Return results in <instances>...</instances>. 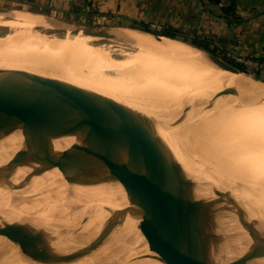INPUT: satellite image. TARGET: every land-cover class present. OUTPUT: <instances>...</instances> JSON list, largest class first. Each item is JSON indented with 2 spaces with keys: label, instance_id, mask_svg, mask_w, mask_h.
I'll list each match as a JSON object with an SVG mask.
<instances>
[{
  "label": "rangeland",
  "instance_id": "rangeland-1",
  "mask_svg": "<svg viewBox=\"0 0 264 264\" xmlns=\"http://www.w3.org/2000/svg\"><path fill=\"white\" fill-rule=\"evenodd\" d=\"M212 11L220 16V9L217 6H213L211 12ZM216 13H214V15L217 17ZM2 17L10 19L8 13ZM64 17L72 20V23L61 22V28H48L43 25L44 23H40L36 26L32 25L29 28L25 25L19 27L10 25L8 21H0V38L15 37V35H13L14 31L16 32L15 34H18L16 39L13 37L12 41L11 39L8 40L9 43L11 41V44L6 42L5 44L3 43L4 46L1 45L0 68L41 76L73 85L88 93L101 110H104V113L106 112V114H109V117H112H110V119L113 120V123L114 121L117 122V124L115 122V125L124 140L128 152L132 156L134 165L144 167L149 171L153 186L156 190L158 210L162 222L168 224L172 228L175 227L176 223L180 222V226H183V230H174L173 234L175 235H188L189 233L198 235H188L185 237L188 238L185 239L186 243L188 242L191 251L193 253L195 252L194 255H196V251L190 244L191 237L194 244H208L211 240L221 238L220 236H214L212 231L217 229L223 220L233 218L230 216L213 217L209 215L208 207L204 203H228L244 207L242 203L235 199L237 195H240L247 196L259 202L264 207V157L262 158L264 152V135L262 138L261 135L257 133L259 132L258 130H260L262 131L260 133L264 134V91H258L253 87V85H258L264 88V83L243 73V76L246 77L245 79L250 81V85H247L242 82L237 75L226 71L224 67L217 63L211 56L199 53L198 51L192 50L193 52H191L187 49L184 50L185 53L183 51L175 53L177 55L171 51H167V53L170 54V56H168L169 54L165 53L166 51L163 49L160 51L158 47H153L155 45L164 44L166 46L167 43L169 44V48H175V45H179L177 47H180L182 44L193 47L180 39H196L207 43L208 47L211 49L215 48L218 56L226 59L224 56L225 53L229 51V47L223 43V39L210 36L205 25L201 26L199 24V28L196 30L191 26L190 22H175V20L168 15H140L132 19L124 16H112L93 20L90 15L72 13V16L64 15ZM80 22L99 27L124 28L88 29L80 26V24H76ZM131 25L133 27L129 29ZM141 27H148L154 31H173L179 39H169L162 36L156 37V35L140 30L139 28ZM142 33L144 37L146 36L145 34H147V38L149 39L151 37V39L146 42L147 38L145 39ZM136 38H138L137 40L141 39V41L142 39L143 41L145 40L144 42L147 44V47H145L144 44H141L140 47V43L138 44V41L135 40ZM155 38H157V40ZM44 40L48 43V46L49 44L52 46L54 44L57 45L59 42L74 45L80 50V53H82L84 57L77 52L72 54L67 50L64 51L62 48H55V45L53 47L43 46L42 43ZM226 41L228 40H225V42ZM13 42L15 43L14 45L12 44ZM1 43L0 41V44ZM174 43L175 45L171 46ZM143 47L146 49L144 50ZM151 47L158 50H153ZM197 52L199 54L196 55ZM179 54L181 56L187 55V57L183 56V58H179ZM46 56L48 58H46ZM177 56H179L178 58L181 61L175 58ZM195 57H201L200 59L202 61H209V65H211L210 63L212 62V65L209 67L211 68L213 66V71L210 70V68L205 69L203 66L204 70L200 66L203 70L200 69L201 72H199L200 67L198 69L196 68L197 63H195V68L198 71H194V68L192 69L188 66L191 65L192 67L191 63L193 62L189 63L190 61H187V63H184L189 58L192 59L191 61L195 62V60H193ZM41 58L45 59L43 60ZM182 59H185L184 62ZM214 66L218 69L215 70ZM216 73L218 75H216ZM210 75H212V78ZM217 77H219V79H216ZM203 78L205 79L203 80ZM105 107L109 108L107 109ZM187 109H190V111ZM117 111L123 113L118 114ZM186 111H188V116H186L187 114L182 116ZM211 111L214 114V118L217 112L223 113L229 111L230 116L232 113L234 114L231 116H234V119L231 118L233 120H230V123L226 121L224 129L218 128L217 131H213L214 128L216 129V125L215 127H213L214 125L211 127L210 124L206 123L213 118L211 113H209ZM113 113L115 115H113ZM190 113H192V115H190ZM121 116H123L124 122H122ZM117 118H119L120 121ZM243 120L247 125L243 124ZM252 122L253 124L249 126ZM241 123L246 126H244L246 129L242 130L243 125L242 128L239 125ZM49 124L50 123L40 125L38 128L46 127ZM208 125L209 127H207ZM249 127H251L250 130ZM236 128L238 129L236 130ZM28 130L29 129L3 130V132L5 131L4 134L9 136V142L6 141L7 136L4 135L3 138H6V143L3 142L5 144H1L0 146V163L2 164L0 166V176H3L5 179L2 177H0V179H3L4 182H7L9 178L10 180L15 179L16 183H13L12 180L10 182L13 184L7 182L9 183L8 185L0 182V191L3 192V188V194L9 200L12 197V200H10L11 203H3L2 206L4 208L0 206V239L1 237L14 239L26 238L29 241V246L21 249L8 250L2 241H0V264H135L136 260L134 259L135 257L133 258V254L130 255L122 241H118L114 238L115 234H113L111 230V232L107 233L106 228L100 225V227L97 228V232L100 233L96 234L93 228L95 223L92 215L93 212L88 207L79 204L71 193H69L70 195L66 193L64 186H67V183L69 186H72L78 182L81 176L76 166L73 152L67 151L58 158L52 160L44 168L40 169L29 167L25 163V159L21 153L13 155V151L20 147L24 148L34 161H38L47 154L43 152L38 140L39 137L48 142L49 140L41 135L38 136V138L37 136L35 137V135H29ZM17 131L19 133H25L27 139L15 145V143L13 144L10 142L15 138L12 133ZM220 131L224 133L223 135L226 134V139L222 136L216 139V137L213 136L214 133L217 136L221 134ZM206 132L209 134H205ZM212 133L213 135L211 138ZM177 135L179 138H177ZM205 135L208 136V139ZM228 137L231 139V147L234 146V143H238L240 147H238L237 144V148H243L251 154V151H253V154L261 155L260 159H257L254 155L249 157V153L246 154L250 161L253 162V164H250L257 167L254 168L252 166V168H254V173L250 172L252 169L250 170L251 167L247 162L249 161L247 158L240 159L239 163L241 164L238 166L240 169L236 167L239 174L241 170L245 173L249 170L250 173L248 172L247 176L248 174L249 176L253 174V176L256 177H254V180L253 177H251L252 181L259 178V181L257 180L258 183L253 182L257 184L256 186L247 176L249 181H251H248L249 186L242 183L243 181L245 182L247 178H244L245 180L242 178V181L240 178L242 184L237 183L239 182V178L236 179L237 184H233L238 174L235 173L236 168L230 173L224 168V170H222L221 167L223 166L224 160L220 158H222V150H225V147H227L226 143H228ZM175 138H177V140ZM220 138H222V140H219L220 144L218 143V145L216 142ZM224 140H226V143H223ZM232 141L234 142L232 143ZM221 143L225 145V147L223 145L224 148ZM212 144H214V146L218 145L217 148H213L219 152L221 150V155L213 152L215 150L209 147ZM202 145L204 146L202 147ZM205 145L207 147H205ZM2 146L7 148H2ZM234 147H236V145ZM212 152L214 153L212 156L215 157L219 155L220 158L218 156H216V158H211L212 156L209 155H211ZM225 154L227 155V153ZM203 156L213 159L211 161L209 158V162H212V167L209 165L211 163H206L208 162V158L203 162V160H205ZM61 158H64L62 165V162L59 161ZM218 158L223 162H221L222 164L216 163L218 162ZM214 159L217 161H214ZM201 160L203 165L200 163ZM214 162L217 164H215L216 167L219 165L221 172H224L221 173L223 176H220V178L218 175L215 176V171L219 167L214 170ZM246 164L250 167L247 171L244 170L247 168ZM16 166L22 168L19 169ZM218 170L217 172L219 173L220 171ZM5 171L6 173H4ZM27 171L35 172L40 178L42 176V179H40L41 183L37 184L35 189L26 188L23 183L21 177H23V173ZM46 175L48 179H52L49 180L50 182L46 179ZM241 177L243 176L241 175ZM7 178L8 180H6ZM230 180L232 182H230ZM250 183L253 185L250 186ZM10 184L11 186L16 184V188L18 189L16 190L19 192L15 196L16 199L9 194L10 190L14 191L9 186ZM61 187L63 188L62 190H60ZM36 189L40 192L35 191ZM12 191L11 193H13ZM64 201H67L72 206L67 212L65 208L61 207ZM192 203L200 204L194 206ZM80 206H82V209ZM235 209L236 208L233 206L228 208L229 212ZM244 209L241 210L242 212L240 211V213L245 212L246 209ZM168 210L171 212L170 214L167 212ZM186 210L192 213L190 217L183 215V212ZM167 213L170 216H168ZM165 214L167 218H165ZM237 215H239V212L235 214V216ZM244 217L246 218L245 224L261 237L258 234L260 227H255L254 217L248 215ZM37 221H39L40 224ZM208 222L210 224H208ZM187 224H189V227H193L194 230L193 228L189 229ZM205 224L208 225L206 226ZM27 226L28 229H26ZM36 226L38 228H36ZM184 226L187 227L185 228ZM240 228L242 229L243 226L237 228L236 231H239ZM205 237H208L207 240L204 239ZM262 239L264 240V238ZM204 240H206L207 243ZM235 250H238L235 245H225L221 250L210 256L220 255L222 257L221 260L218 258L209 260L197 255L196 257L203 264H248L242 257V251L231 252ZM238 258L240 260H238Z\"/></svg>",
  "mask_w": 264,
  "mask_h": 264
},
{
  "label": "water",
  "instance_id": "water-1",
  "mask_svg": "<svg viewBox=\"0 0 264 264\" xmlns=\"http://www.w3.org/2000/svg\"><path fill=\"white\" fill-rule=\"evenodd\" d=\"M208 55L226 71L240 73L221 57ZM52 122L67 126L68 147L52 149L38 161L21 147L13 155L21 153L29 167L40 169L70 150L92 193L87 204L101 214L141 264H203L186 243L187 235L173 234L174 228L162 222L149 171L134 165L116 125L88 93L73 85L0 68V131ZM183 215L192 213L186 210ZM244 216L243 212L223 223L213 235L219 237L244 226ZM0 241L8 250L29 246L26 238L1 237Z\"/></svg>",
  "mask_w": 264,
  "mask_h": 264
},
{
  "label": "bare ground",
  "instance_id": "bare-ground-1",
  "mask_svg": "<svg viewBox=\"0 0 264 264\" xmlns=\"http://www.w3.org/2000/svg\"><path fill=\"white\" fill-rule=\"evenodd\" d=\"M6 14H7V12H6ZM8 14L10 15V19H7V18H4V17H2V16H5V13H0V21H8L9 22V24L10 25H16V26H26V27H31L32 25H38V24H43V25H45L46 27H48V28H61L62 27V23H59V22H55V21H49V20H46V19H41V18H37L34 14L33 15H31V14H28V12H24V11H12V12H8ZM64 27H67V26H64ZM78 28V27H77ZM132 29V28H131ZM127 31V30H126ZM133 32V31H132ZM135 32V31H134ZM16 32L14 31V33H13V35H15V37L14 36H10V37H3V38H0V41L2 42L1 44H0V48L2 47V46H4V44L6 43V42H8L9 43V39H11V41L13 40L12 38L14 37L15 39L17 38V36H18V34H15ZM127 34H128V31H127ZM139 34H141V33H139ZM138 34V35H139ZM136 35V34H135ZM142 35H143V37H144V34L142 33ZM146 36L144 37L145 39L147 38V34H145ZM149 35V34H148ZM136 37V36H135ZM139 37H140V35H139ZM150 37V36H149ZM142 38V37H141ZM138 38H136L135 40H137ZM140 39V38H139ZM149 39H151V37L149 38ZM149 39L147 38L146 39V42L147 41H149ZM156 40H157V38H155ZM165 40V39H164ZM3 41H5V42H3ZM11 41H10V43L9 44H11ZM16 41V40H15ZM14 41V42H15ZM138 41V44L140 45V47H141V44H144L145 45V47H147L146 45L147 44H145V40L143 41V39H142V41H141V39L140 40H137ZM141 41V42H140ZM159 41V40H158ZM167 41V40H166ZM12 43L13 45L15 44V43ZM4 43V44H3ZM7 43V44H8ZM46 44V45H44V44ZM42 43V45L43 46H47V47H49V46H52V45H50L49 44V46H48V43H46V41L44 40V42ZM160 43V42H159ZM8 44V45H9ZM57 44V43H56ZM171 44V43H170ZM181 44V43H180ZM2 45V46H1ZM7 45V46H8ZM17 45V44H16ZM55 45V44H54ZM53 45V46H54ZM143 45V46H144ZM168 45V46H167ZM167 45L165 46V44L164 45H155V46H153V47H158L159 48V50L161 51V49H163L164 51H166L165 53H167V51L169 52V51H171L172 53H177V52H181V51H183L184 52V50H190L191 52H193L192 50H194V51H198L199 53H204V54H206V55H208L207 53H205L204 51H201V50H199V49H195V48H193V47H190V46H188V45H181L180 47H177V46H179V45H175V43L174 44H172L171 46H174L175 45V48L173 47V48H169V44L167 43ZM6 46V45H5ZM9 46H11V45H9ZM52 46V47H53ZM55 48H62V49H64V51L65 50H67L69 53H72V54H75L76 52L77 53H80V50H78V48L76 47V46H74V45H70V44H67V43H64V42H59L57 45H55L54 46ZM153 47H151V49H153ZM183 47V48H182ZM144 48V47H143ZM142 48V49H143ZM148 48H150V47H148ZM147 48V49H148ZM156 48H154L153 50H158V49H156ZM61 49V50H62ZM141 49V48H140ZM146 48H144V50H145ZM56 50V49H55ZM86 50V49H85ZM87 51H90V50H87ZM189 51V52H190ZM157 52H159V51H157ZM163 52V51H162ZM187 52V51H186ZM196 53V55L197 54H199V53ZM164 53V52H163ZM162 53V54H163ZM165 53H164V55H165ZM171 53V54H172ZM185 53V52H184ZM66 54V53H65ZM68 54V53H67ZM82 56H83V54L82 53H80ZM167 54H169V53H167ZM188 54V53H187ZM89 55V54H88ZM173 55V54H172ZM175 55H177V54H175ZM175 55H173V56H175ZM180 55V54H179ZM183 55V54H182ZM66 56V55H65ZM166 56V55H165ZM168 56H170V54L168 55ZM184 57L186 56L187 57V55H183ZM183 56H181L180 55V57L179 56H177V57H175V58H177V60L179 59V58H183ZM188 56H190V55H188ZM210 56V55H209ZM43 57V56H42ZM84 57V56H83ZM126 57V56H125ZM179 57V58H178ZM191 57V56H190ZM202 57V56H201ZM200 57V58H201ZM46 58H48L47 56H46ZM74 58V57H73ZM199 57H195V59H193V60H195V62L194 61H191L192 59L191 58H189L188 60H186L185 62H184V60L185 59H182L183 60V62L184 63H187V61H190L189 63H191V62H193V63H191L192 64V67H191V65H188L190 68H194V71H198L197 69L201 66L202 68H203V66L205 67V69L207 68H210L209 66H211L212 65V62L210 63L211 65H209V61H202L201 59H200ZM206 58V57H205ZM41 59H45V58H41ZM204 59V58H203ZM124 60V59H123ZM179 61H181L180 59H179ZM206 62H208V63H206ZM1 63V62H0ZM4 63V62H3ZM195 63H197L196 64V68H195ZM199 63V64H198ZM1 65V64H0ZM199 65V66H198ZM194 66V67H193ZM201 67L199 68V70L201 69ZM213 67V66H212ZM212 67L210 68V70H212ZM188 68V67H187ZM214 68H215V66H214ZM196 69V70H195ZM204 69V68H203ZM203 69H201V70H203ZM204 69V70H205ZM218 68H215V70H217ZM201 70L199 71V72H201ZM213 71V70H212ZM211 71V72H212ZM207 72V71H206ZM210 72V71H209ZM216 72V71H215ZM230 72V71H229ZM18 73H21V72H18ZM217 73H218V71H217ZM216 73V75H218ZM220 73V72H219ZM231 73H234V72H231ZM25 74V73H24ZM211 74V73H210ZM212 75H213V72H212ZM212 75H210L211 76V78H212ZM220 75V74H219ZM234 75H237V77L242 81V82H244V83H246L247 85H250V81L248 80V79H245L246 77L245 76H243V73H234ZM214 76H215V74H214ZM216 77V76H215ZM214 77V78H215ZM252 77V76H251ZM201 78V77H200ZM253 78V77H252ZM205 78H203V80H204ZM216 79H219V77H217ZM257 81V80H256ZM258 82V81H257ZM259 83V82H258ZM259 84H261V83H259ZM253 87L254 88H256L258 91H264V88L263 87H261V86H258V85H253ZM105 106V105H104ZM103 106V107H104ZM102 107V108H103ZM105 108H107V107H105ZM109 108V107H108ZM107 108V109H108ZM115 108V107H114ZM186 108V107H185ZM188 108H189V106H188ZM194 108V107H193ZM101 109V108H100ZM104 109V108H103ZM117 109V108H116ZM110 110V109H109ZM115 110V109H114ZM184 110H186V109H184ZM188 110V109H187ZM193 109L191 108V111H192ZM197 110V109H196ZM206 110V109H205ZM119 111V110H118ZM117 111V112H118ZM188 111H190V109L188 110ZM188 111H186V113L184 114V115H182V116H185L187 113H188ZM103 112H104V110H103ZM108 112V111H107ZM110 112V111H109ZM114 112V111H113ZM193 112V111H192ZM119 113H123V112H118V114ZM209 113H211V115H212V120H209V121H207L206 123H208V124H210V126L212 127V125H214L213 127H215V125H216V129L214 128V130L213 131H217V129L219 128V129H224L225 127H224V125H226L225 124V122L226 121H228L227 123H230V120H233L234 118V116L233 117H231L232 116V114H231V116L229 115V111L228 112H223V113H220V112H217V114H216V116H215V118H214V114L212 113V111L211 112H209ZM118 114H116L117 116H120V115H118ZM199 114V113H198ZM105 115L110 119V117H109V114H106V112H105ZM111 115V114H110ZM113 115H115L114 113H113ZM123 115V114H122ZM125 115V114H124ZM129 115V114H128ZM190 115H192V113H190ZM189 115V116H190ZM194 115V114H193ZM234 115V114H233ZM246 115H248V114H246ZM116 116V117H117ZM186 116H188V114L186 115ZM196 116V115H195ZM194 116V117H195ZM124 117H127V116H124ZM250 117V116H249ZM112 118V117H111ZM120 118V117H119ZM119 118H117L118 120H119ZM188 118V117H187ZM187 118H183V119H186V120H189V119H187ZM231 118H233V119H231ZM121 119H122V122H124L123 121V116H121ZM126 119V118H125ZM203 119V118H202ZM252 119V118H251ZM112 122H113V120L112 119H110ZM185 120V121H186ZM192 120V119H191ZM237 120V119H236ZM120 121V120H119ZM182 121V120H181ZM180 121V122H181ZM235 121V120H234ZM244 121V120H243ZM247 121V120H246ZM249 121H250V118H249ZM115 122L116 121H114V124H115ZM198 122V121H197ZM240 122H242V121H240ZM235 123V122H234ZM249 123V122H248ZM256 123V122H255ZM116 124H117V122H116ZM119 124V123H118ZM195 124H196V121H195ZM243 124H245V121H244V123ZM242 123L241 124H239L240 126H241V128H242V125H243ZM253 124V122L249 125V126H251ZM187 125H188V123H187ZM197 125V124H196ZM245 125H247V123L245 124ZM245 125H243V128H242V130H244V129H246V128H244V126ZM168 126V125H167ZM175 126V125H174ZM193 127V126H192ZM191 127V128H192ZM199 127V126H198ZM207 127H209V125L207 126ZM246 127V126H245ZM254 127H256V126H254ZM184 128V127H183ZM240 128V127H239ZM240 128V129H241ZM253 128V127H252ZM169 129V128H168ZM178 129V128H177ZM176 129V130H177ZM189 129H190V127H189ZM213 129V128H212ZM238 128H236V130H237ZM251 129V127H249V130ZM208 130V129H207ZM211 131V130H210ZM222 131V130H221ZM221 131H220V133H221ZM238 131H241V130H238ZM259 132H257L258 134H260L261 135V137L263 138V135L264 134H262V133H260V132H262V131H260V130H258ZM67 132H68V128H67V126L64 124V123H61V122H52V123H50L49 125H47L46 127H42V128H38V126L37 127H34V128H30L29 130H28V134L29 135H35V137L37 136V138H38V136H42V137H44V138H46V139H48L49 140V142L48 141H46V140H44V139H42V138H40L39 137V140H38V143H39V145L41 146V148L43 149V152L45 153H48V151H50V150H52V149H54V150H61V149H64V148H66V147H68L70 144H69V142L67 141V139L64 137V135L65 134H67ZM124 132V131H123ZM126 132V131H125ZM175 132V131H174ZM212 132V131H211ZM223 132V131H222ZM5 133V131L3 132V130L2 131H0V146H1V144H5L6 143V141L7 142H9L8 140V137L9 136H7L6 134H4ZM18 133V134H17ZM183 133H185V132H183ZM214 133V132H213ZM213 133L211 134V138H212V135H213ZM217 133V132H216ZM219 133V132H218ZM255 133H256V131H255ZM12 134H14V136H15V138L13 139V141L11 140V142L10 143H15V145H18V144H20L21 142H23V141H25L26 139H27V137H26V134L24 133H19L18 131L17 132H13ZM205 134H209L208 132H206ZM222 134V135H221ZM221 134H218V136L217 135H215V133H214V135L213 136H215L216 137V139L217 138H219V137H225V135H223L224 133H221ZM4 135H6L7 136V140L5 141V139L3 138V136ZM207 135H205L206 137H207V139H208V136ZM174 136V135H173ZM178 136V135H177ZM184 137V136H183ZM186 137H189V136H186ZM260 137V138H261ZM12 138V137H11ZM131 138V137H130ZM177 138H179V136L177 137ZM177 138H175L176 140H177ZM210 138V139H211ZM229 138V137H228ZM69 139H71V138H69ZM173 139V138H172ZM171 139V140H172ZM214 139V138H213ZM224 139V138H223ZM225 139H226V137H225ZM230 139V138H229ZM229 139H227V142L228 143H226V140H224V142L223 143H226L227 144V147H225V145L224 144H222L221 143V145H222V147H223V145H224V147H225V150H226V152H225V150H222L223 151V153H222V155L224 156H222L221 155V150H220V152L219 151H216L214 148H217L218 147V145L220 144V142H219V140L221 141L222 140V138H220V139H218L217 140V144L218 145H216V146H214V144H216V143H214V144H212L211 146H209L211 149H213V150H215V151H213V152H215L216 154H220L221 155V157L222 158H220V156L219 155H216V156H218L221 160L223 159L224 161V163L222 162V161H220L219 160V158L217 159L218 160V162H216L217 164H222L221 166V168H222V170H228L227 172L228 173H230L231 171H233L236 167H238L241 163H239L240 162V159L241 158H247V160H249V161H247L248 163H249V165H250V167H248V164H246V166H247V168H246V166H245V168L246 169H244V170H248V168H250V170L252 169V171H250L251 173L253 172V170H254V168H257V167H254L255 165H251L250 163H252L253 164V162L252 161H250V159L248 158V156L246 155L247 153H249L248 151H246V150H244L243 148H237V144H235L234 143V146L236 145V147H231V139L229 140ZM176 140H174V141H176ZM212 140V139H211ZM264 140V139H263ZM188 141H190V140H188ZM213 141H215V140H213ZM213 141H212V143H213ZM260 141H262V140H260ZM3 142H5V143H3ZM234 141H232V143H233ZM9 143V144H10ZM210 143V142H209ZM208 143V144H209ZM230 143V144H229ZM229 144V145H228ZM14 145V146H15ZM176 145V144H175ZM220 145V146H221ZM262 145V144H261ZM6 146V145H5ZM5 146H2V148H4ZM10 146H12V145H10ZM9 146V147H10ZM204 145H202V147H203ZM19 147V146H18ZM205 147H207L206 145H205ZM214 147V148H213ZM221 147V148H222ZM223 147V148H224ZM231 147V148H230ZM238 147H240V145L238 144ZM5 148H7V147H5ZM15 148V147H14ZM14 150V149H13ZM15 151V150H14ZM42 151V150H41ZM69 152H71L70 150H68ZM206 151H207V149H206ZM67 152V151H66ZM65 152V153H66ZM212 152V154L211 155H209V156H212L214 153ZM219 152V153H218ZM227 153V155L225 154V153ZM252 152V154L251 153H249V157H251L252 155H254V156H256L257 157V159H260V157H261V155H255V154H253V151H251ZM207 153V152H206ZM230 153V154H229ZM194 154V153H193ZM197 156V155H196ZM199 156V155H198ZM204 156H205V154H204ZM203 156V157H204ZM208 156V155H207ZM206 156V158H208ZM216 156L214 157V156H212L211 158H216ZM66 157V156H65ZM264 157V152H263V155H262V158ZM1 158V157H0ZM3 158V157H2ZM206 158L204 157L203 159H205V160H203V162L204 161H206ZM210 158V157H209ZM207 159L208 160V162H206V163H211V164H209L210 165V167H212L211 165H212V162H209V160L211 159ZM4 159V158H3ZM2 160V159H1ZM5 160V159H4ZM64 160V158H61L59 161H61L62 163H61V165L63 164V161ZM202 160H201V165H203V162H202ZM213 159H211V161H212ZM216 159H214V161H217ZM1 162V161H0ZM3 162H5V161H3ZM222 162V163H221ZM19 163V162H18ZM199 163V162H198ZM197 163V164H198ZM215 162H214V165L216 164ZM59 164V163H58ZM208 164H207V166H208ZM216 164V165H217ZM2 164L0 163V166H1ZM18 165H20V164H18ZM216 165H215V167H216ZM252 166L254 167V168H252ZM16 167H18V166H16ZM214 167V170L215 169H217L218 167H219V165H218V167H216L215 168ZM19 169H21L22 167H18ZM224 168V169H223ZM239 168V167H238ZM219 169V170H218ZM217 170L218 171H220L219 173L217 172V170L215 171L216 173H215V176L216 175H218V177L220 178V176L222 177L223 175L221 174V173H224L223 171L221 172V170H220V167L218 168ZM240 169V168H239ZM2 170V169H1ZM5 170V169H4ZM62 170V169H61ZM257 170V169H256ZM255 170V171H256ZM18 171H20V170H18ZM263 171V170H262ZM20 172H22V171H20ZM248 172H249V170H248ZM248 172H242V170H241V173H244V174H246V175H244V174H241L243 177H241V175L238 173V170H237V168H236V174H237V176L235 177V182H234V180H233V184H237V183H241V181H242V178L244 179H246L247 177H249L250 179H251V177H253V180L256 178L255 176H253V174H252V176H249V174H248V176H247V173ZM249 172V173H250ZM1 173V172H0ZM4 173H6V171L4 172ZM254 173V172H253ZM235 174V175H236ZM2 175H3V173H2ZM50 175V174H49ZM251 175V174H250ZM51 176V175H50ZM240 176V177H239ZM247 176V177H246ZM0 177H2L3 179H5L3 176H0ZM46 179H48V176L46 175ZM217 177V178H218ZM255 177V178H254ZM22 178V180H23V183H24V185H25V187L26 188H33V189H35V186L37 185V184H39V183H41L40 181V179H42V176H41V178H40V176L39 175H36V173L35 172H32V171H27V172H24L23 173V177H21ZM239 178V179H238ZM240 178H241V181H240ZM3 179H0V182L1 183H5V184H9V183H7V182H10L11 180H10V178H9V180H8V178L6 179V180H8L7 182H4L3 181ZM236 179H238V181L239 182H237V180ZM244 179V180H245ZM5 180V181H6ZM49 180H52V179H48V181ZM246 180H247V182H246ZM245 180V182L243 181L242 183H244V185L246 184L247 186H249V183H248V181H249V179L247 178ZM259 181V178L258 179H256L255 181H252V179H251V181H252V183L253 182H257L258 183V181ZM13 181V183L15 182L16 183V181H15V179L14 180H12ZM251 181H249V182H251ZM50 182V181H49ZM230 182H232L231 180H230ZM237 182V183H236ZM10 183H12V182H10ZM12 183V184H13ZM241 183V184H242ZM250 183V186L251 185H253V184H255V183ZM231 184V183H230ZM241 184H239V185H241ZM243 185V186H244ZM257 184H255V186H256ZM259 185V184H258ZM260 185H262V184H260ZM14 191H12V190H10V192H9V194H10V196H13V197H15L16 195H17V193H19L17 190V188H16V184H14V186L12 185L11 186V184L9 185ZM242 186V185H241ZM64 188H65V190H66V193H71V195H73L74 196V199L79 203V204H81L82 206H84V207H88L92 212H93V219H94V221H95V223H94V229H95V232H96V234L98 233H100V232H97V228L98 227H100V225L101 226H103L104 228H106V232L108 233V232H111L112 231V229L106 224V222H105V220H104V218L101 216V214L99 213V212H97V211H93L90 207H89V205L87 204V201L86 200H90V199H92L93 197H91V192H89L90 190H89V188H88V185H87V182L85 181V179L82 177V175L80 176V179L78 180V182H76L75 184H73L72 186H69V184L67 183V186L65 185L64 186ZM1 189V188H0ZM17 189V190H16ZM63 188L61 187L60 188V190H62ZM2 190H3V192H4V189L2 188ZM6 190V189H5ZM11 191L13 192V193H11ZM35 191H39V190H35ZM167 191V190H166ZM3 192L2 191H0V206H2V204L3 203H5V204H9V203H11L10 202V200H12V197H11V199L9 200V199H7L6 197H5V195L3 194ZM7 192V191H6ZM40 192V191H39ZM220 192H222V193H224L223 191H220ZM226 193V192H225ZM44 194V193H43ZM70 195V194H69ZM170 195V194H169ZM44 196V195H43ZM72 196V197H73ZM7 197H8V195H7ZM162 197V196H161ZM166 197V196H165ZM15 199H16V197H15ZM235 199H236V201H238V202H240V203H242L243 205H244V207H245V209H244V207L243 206H241V205H232V204H228V203H214V202H207V203H204V204H206L207 205V207H208V211H209V215H212L213 217H224V216H230V217H236L235 216V214H237L238 212H239V214H240V211L241 210H245V215H248V216H252V217H254V222H255V227H260V230L258 231V234L262 237V238H264V207L259 203V202H257V201H255V200H253V199H251V198H249V197H247V196H240V195H237L236 197H235ZM163 201H165L164 199H162ZM8 202V203H7ZM13 202V201H12ZM21 203V202H20ZM22 204V203H21ZM20 204V205H21ZM165 204V203H164ZM197 204H200V203H192V205H197ZM257 204H260V205H258V206H256ZM162 205V204H161ZM255 205V206H254ZM82 206H80V208L82 207ZM235 207L236 209L235 210H233V211H231V212H229V210H228V208L229 207ZM13 207V206H12ZM27 207H29V206H27ZM61 207H63V208H65L66 209V212L72 207L71 205H70V203H68L67 201L65 202H63L62 204H61ZM60 207V208H61ZM79 207V206H78ZM258 207H260V208H258ZM2 208H4L3 206H2ZM14 208H15V204H14ZM23 208V207H22ZM26 208V207H25ZM37 208V207H36ZM74 208V207H73ZM6 209V208H5ZM21 209V208H20ZM48 209V208H47ZM65 209H63V210H65ZM82 209V208H81ZM4 210V209H3ZM61 210V209H60ZM60 210H59V213H60ZM199 210H201V209H199ZM21 211V210H20ZM71 211V210H70ZM76 211V210H75ZM81 211V210H80ZM220 211H222V212H220ZM1 212V211H0ZM73 212V211H72ZM91 212V213H92ZM167 212H169V214L171 213L169 210L167 211ZM242 212V211H241ZM65 213V212H64ZM173 213V212H172ZM1 214V213H0ZM17 214V213H16ZM62 214V213H61ZM168 213H167V215L168 216H170ZM167 215L165 214V218H167ZM25 216V215H24ZM45 216V215H44ZM173 216V215H172ZM175 216H176V214H175ZM19 217V216H18ZM169 218V217H168ZM209 218H210V216H209ZM172 219H173V217H172ZM208 219V218H207ZM207 219H206V221H207ZM231 219H233V218H230L229 220H223L222 222H221V224L218 226V228H220L221 227V225L223 224V223H225V222H228V221H230ZM248 219V218H247ZM23 220H24V218H23ZM179 220H181V219H179ZM187 220V219H186ZM172 221V220H171ZM182 221V220H181ZM191 221V220H190ZM189 221V222H190ZM202 221V220H201ZM209 221V220H208ZM212 221V220H211ZM216 221V220H215ZM38 223H39V221H37ZM179 222V221H178ZM184 222V221H183ZM174 223V222H173ZM180 223V222H179ZM179 223H176L175 224V227H174V230H183L182 229V227L180 226L181 225V223L179 224ZM188 223V222H187ZM191 223V222H190ZM40 224V223H39ZM208 224H210L209 222H208ZM207 224V225H208ZM35 225V224H34ZM188 225V227H189V224H187ZM206 225V224H205ZM205 225H203V226H205ZM206 225V226H207ZM31 226V225H30ZM96 226V227H95ZM177 226H180V227H177ZM213 226V225H212ZM35 227V226H34ZM41 227V226H40ZM177 227V228H176ZM185 228L187 227V226H184ZM201 227V226H200ZM23 228V227H22ZM25 228V227H24ZM30 228V227H29ZM36 228H38L37 226H36ZM35 228V229H36ZM184 228V229H185ZM193 227H189V229H192ZM211 228V227H210ZM213 228V227H212ZM237 228H239V227H235L234 228V230L232 231V232H229V233H226V234H223V235H221L220 237L221 238H218V239H215V240H211V241H209V243L208 244H204V243H196V244H194V242L191 240V238H190V244L193 246V248L195 249V251H196V255L197 256H200V257H202V258H205V259H213V258H218V259H222V257L219 255H216V256H213V257H210L211 255H213V254H215L217 251H219V250H221V248L222 247H224L225 245H235L236 247H237V249L238 250H235V251H231V252H239V251H242V253H243V255H242V257H243V259H245V261L248 263V264H264V240L261 238V237H259L252 229H250L246 224H244V226H243V228L241 229L240 228V230L239 231H236V229ZM26 229H28V226H27V228ZM31 230V229H30ZM29 230V231H30ZM32 230H33V226H32ZM111 230V231H110ZM193 230H194V228H193ZM192 230V231H193ZM208 230V229H207ZM181 231H180V233H181ZM187 231V230H186ZM236 231V232H235ZM65 232V231H64ZM113 232V231H112ZM208 232V231H207ZM211 232V231H210ZM113 234H115L114 232H113ZM183 234V233H182ZM227 234H229V235H227ZM101 235V234H100ZM181 235V234H180ZM189 235V234H188ZM187 235V236H188ZM207 235V234H206ZM226 235V236H225ZM105 236V235H104ZM103 236V237H104ZM190 236V235H189ZM193 236V235H192ZM223 236V237H222ZM114 238L116 239V240H118V241H122L120 238H119V236L118 235H114ZM195 238V237H194ZM201 238H202V236H201ZM200 238V239H201ZM207 238L208 237H205L204 239H206L207 240ZM81 239V238H80ZM185 239H188V238H185ZM203 239V238H202ZM206 240H204V241H206ZM70 241V240H69ZM68 241V242H69ZM73 241V240H72ZM199 241H201V240H199ZM203 241V240H202ZM198 242V241H197ZM206 243H207V241H206ZM187 244H188V242H187ZM37 245V244H36ZM56 245V244H55ZM67 246V245H66ZM88 246V245H87ZM207 247H208V249H207ZM60 248V247H59ZM81 248V247H80ZM85 248V247H84ZM83 249V248H82ZM67 250V249H66ZM91 251V250H90ZM128 252L130 253V255H132V252L130 251V250H128ZM225 252V251H224ZM195 253V252H194ZM133 256V258H134V255H132ZM92 259V258H91ZM136 261H135V264H141V262H139L136 258H134ZM94 260V259H93ZM238 260H240L239 258H238ZM232 262V261H231ZM234 262V261H233ZM238 262V261H237ZM96 263V262H95ZM230 263V262H229ZM235 263V262H234ZM220 264V263H219ZM223 264V263H222ZM227 264V263H226Z\"/></svg>",
  "mask_w": 264,
  "mask_h": 264
},
{
  "label": "crops",
  "instance_id": "crops-1",
  "mask_svg": "<svg viewBox=\"0 0 264 264\" xmlns=\"http://www.w3.org/2000/svg\"><path fill=\"white\" fill-rule=\"evenodd\" d=\"M230 3L231 13L218 16L211 12L216 4L210 0H0V13L24 11L59 23H72L64 17L72 13L87 14L93 20L112 16L132 19L140 15H168L175 22H190L196 30L199 24L205 25L210 36L223 39L229 50L264 59V0H230ZM76 24L88 29L124 28Z\"/></svg>",
  "mask_w": 264,
  "mask_h": 264
},
{
  "label": "built area",
  "instance_id": "built-area-1",
  "mask_svg": "<svg viewBox=\"0 0 264 264\" xmlns=\"http://www.w3.org/2000/svg\"><path fill=\"white\" fill-rule=\"evenodd\" d=\"M230 4V0H219L216 6L225 9ZM226 60L238 64L242 67V73L255 77L264 83V59H258L245 53L229 50L225 53Z\"/></svg>",
  "mask_w": 264,
  "mask_h": 264
},
{
  "label": "trees",
  "instance_id": "trees-1",
  "mask_svg": "<svg viewBox=\"0 0 264 264\" xmlns=\"http://www.w3.org/2000/svg\"><path fill=\"white\" fill-rule=\"evenodd\" d=\"M200 1H203V0H200ZM210 1H213L216 4L219 0H210ZM231 6H232V4L230 3L227 8H225V9H221L220 8V14L221 15H225V16L229 15L231 13V10H232V7ZM130 27L132 28L133 26L131 25ZM139 29L140 30H143V31H145L147 33H151L153 35H159V36H162V37H165V38H169V39H177V40L179 39V37L173 31H169V30L154 31V30L149 29L148 27H141ZM180 40H182L183 42H186V43L190 44L193 47H196V49H199L201 51L203 50L206 53L211 54V55H214V56H218V54L215 51V48H213V49L209 48L208 45H207V43L198 41L196 39L181 38ZM221 59L224 60V61H226V62H228L232 66H234L239 72H242L243 71V69H242V67L240 65L235 64L233 62H230V61H228V60H226V59H224L222 57H221Z\"/></svg>",
  "mask_w": 264,
  "mask_h": 264
}]
</instances>
